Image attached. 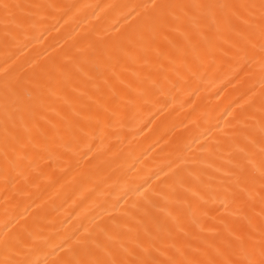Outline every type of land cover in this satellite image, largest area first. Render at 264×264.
Wrapping results in <instances>:
<instances>
[{
	"label": "bare ground",
	"instance_id": "6f19581e",
	"mask_svg": "<svg viewBox=\"0 0 264 264\" xmlns=\"http://www.w3.org/2000/svg\"><path fill=\"white\" fill-rule=\"evenodd\" d=\"M0 264H264V0H0Z\"/></svg>",
	"mask_w": 264,
	"mask_h": 264
}]
</instances>
